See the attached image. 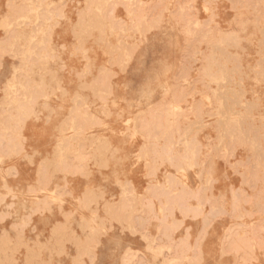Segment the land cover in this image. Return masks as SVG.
<instances>
[{"label":"rangeland","instance_id":"rangeland-1","mask_svg":"<svg viewBox=\"0 0 264 264\" xmlns=\"http://www.w3.org/2000/svg\"><path fill=\"white\" fill-rule=\"evenodd\" d=\"M0 264H264V0H0Z\"/></svg>","mask_w":264,"mask_h":264},{"label":"bare ground","instance_id":"bare-ground-1","mask_svg":"<svg viewBox=\"0 0 264 264\" xmlns=\"http://www.w3.org/2000/svg\"><path fill=\"white\" fill-rule=\"evenodd\" d=\"M257 77V76H256ZM256 80V79H255ZM258 82V81H257Z\"/></svg>","mask_w":264,"mask_h":264}]
</instances>
